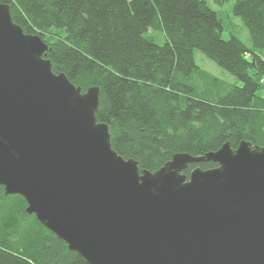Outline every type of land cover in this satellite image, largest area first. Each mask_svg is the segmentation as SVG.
<instances>
[{"label":"water","instance_id":"1","mask_svg":"<svg viewBox=\"0 0 264 264\" xmlns=\"http://www.w3.org/2000/svg\"><path fill=\"white\" fill-rule=\"evenodd\" d=\"M0 4V186L87 264H264V147L228 142L139 172ZM212 162L217 166L195 168Z\"/></svg>","mask_w":264,"mask_h":264},{"label":"trees","instance_id":"2","mask_svg":"<svg viewBox=\"0 0 264 264\" xmlns=\"http://www.w3.org/2000/svg\"><path fill=\"white\" fill-rule=\"evenodd\" d=\"M25 34L48 45L45 59L85 92L99 88L96 120L112 149L155 172L178 153L228 142L264 147V0H235L245 45L204 0H0ZM164 43L153 40L154 32ZM228 31L229 38H223ZM198 50L233 75L232 85L196 66ZM212 162L184 172L207 170ZM0 186V264H87Z\"/></svg>","mask_w":264,"mask_h":264},{"label":"rangeland","instance_id":"3","mask_svg":"<svg viewBox=\"0 0 264 264\" xmlns=\"http://www.w3.org/2000/svg\"><path fill=\"white\" fill-rule=\"evenodd\" d=\"M210 9L217 12L218 15L224 19V21L229 24L231 27L229 28L230 32H233L245 45L250 46L249 37L244 29L241 20L234 16L232 13V6L235 0H204ZM223 38L228 39V31L223 32ZM153 40L157 44H163L165 39L161 32L156 31L153 34ZM194 62L196 66L205 72L218 77L225 82L240 86L241 83L230 73L226 72L219 66H217L213 61L208 59L203 53L198 50H194L193 52ZM260 94L264 96V92L260 91Z\"/></svg>","mask_w":264,"mask_h":264}]
</instances>
